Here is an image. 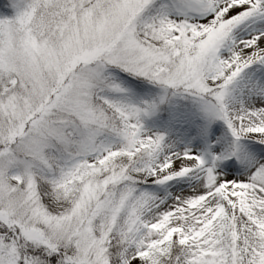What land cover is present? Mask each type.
Returning <instances> with one entry per match:
<instances>
[{"label": "snow or ice", "instance_id": "1", "mask_svg": "<svg viewBox=\"0 0 264 264\" xmlns=\"http://www.w3.org/2000/svg\"><path fill=\"white\" fill-rule=\"evenodd\" d=\"M7 7L0 264H264V0ZM170 90L204 120L186 138L143 127Z\"/></svg>", "mask_w": 264, "mask_h": 264}, {"label": "rangeland", "instance_id": "2", "mask_svg": "<svg viewBox=\"0 0 264 264\" xmlns=\"http://www.w3.org/2000/svg\"><path fill=\"white\" fill-rule=\"evenodd\" d=\"M158 3L163 0H157ZM7 3V0H0V4ZM12 8H0V14H11ZM118 77L124 82L133 95L134 99H152L158 98L159 95L164 94L163 90L157 86L149 83L147 80L138 77L128 76L126 73L119 72V70H113ZM196 105L194 100L186 93H177L172 95L170 90L167 93V98L164 103L159 105L157 112L143 116V127L152 133L165 132L167 134L166 139L175 140L177 137L191 136L196 131V126L204 123L201 115L197 114L194 117L192 113H196ZM222 122L215 121L209 126V143L221 134ZM198 143V142H197ZM178 147H184L181 143ZM225 165H229L227 170H232L231 165H235V170L241 171L238 162L233 160L231 164L228 161L224 162ZM223 166V165H222Z\"/></svg>", "mask_w": 264, "mask_h": 264}]
</instances>
